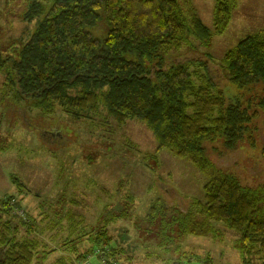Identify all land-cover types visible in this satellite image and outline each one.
<instances>
[{"label":"trees","instance_id":"trees-1","mask_svg":"<svg viewBox=\"0 0 264 264\" xmlns=\"http://www.w3.org/2000/svg\"><path fill=\"white\" fill-rule=\"evenodd\" d=\"M26 5L24 19L38 18L36 31L21 48L0 50L3 85L14 103L28 102L46 115L61 106L77 116L105 112L120 124L145 122L158 152L189 159L207 178L204 201L190 198L187 208L157 198L148 213L151 235H158L162 247L176 246L178 229L222 239L225 234L214 225L221 222L222 230L232 232L243 264L254 255L264 260V182L251 186L225 166L247 144L256 147L264 124V29L238 41L215 64L176 53L223 34L234 0H216L212 29L191 0H27ZM219 70L228 77L225 86L216 78ZM14 198L0 204V264H32L38 241L17 239L3 222L11 217ZM106 229L97 237L109 245ZM112 252L121 255L116 247Z\"/></svg>","mask_w":264,"mask_h":264},{"label":"rangeland","instance_id":"rangeland-1","mask_svg":"<svg viewBox=\"0 0 264 264\" xmlns=\"http://www.w3.org/2000/svg\"><path fill=\"white\" fill-rule=\"evenodd\" d=\"M191 1L212 29L216 0ZM26 2L0 0L4 54L21 48L37 29L38 18L24 19ZM262 29L264 0H234L223 34L213 33L195 49L186 46L176 57L200 56L219 64L238 41ZM216 75L221 86L229 83L224 71ZM4 82L5 72L0 71V204L16 197L10 201L11 217L4 216L3 222L8 221L17 239L38 241L32 264H105L106 259L111 264H243L232 232L222 230L221 222L214 225L225 234L222 239L178 229L176 246L162 247L158 235H151L155 231L148 213L157 198L169 207L187 208L190 198L204 201L207 178L189 159L158 152L145 122L120 124L105 112L93 118L77 116L61 106L46 115L28 102L15 104ZM260 128L256 147L247 144L235 161L225 163L251 186L264 182L262 121ZM24 220L29 225L24 226ZM105 228L109 245L97 237ZM1 247L0 242V257ZM252 257L247 264H264L260 256Z\"/></svg>","mask_w":264,"mask_h":264}]
</instances>
